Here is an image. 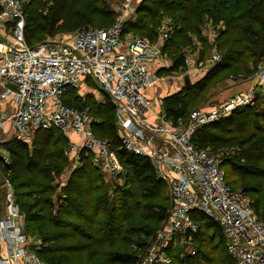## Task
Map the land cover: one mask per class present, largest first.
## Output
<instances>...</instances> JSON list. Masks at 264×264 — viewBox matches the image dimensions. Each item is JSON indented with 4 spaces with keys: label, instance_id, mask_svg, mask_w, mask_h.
I'll return each instance as SVG.
<instances>
[{
    "label": "trees",
    "instance_id": "trees-1",
    "mask_svg": "<svg viewBox=\"0 0 264 264\" xmlns=\"http://www.w3.org/2000/svg\"><path fill=\"white\" fill-rule=\"evenodd\" d=\"M111 1L28 0L25 44L33 47L59 33L109 26L116 16ZM164 15L171 21L163 50L170 62L166 71L183 70L185 50L193 51V37L200 42L198 60L205 59L209 45L200 33L207 25L215 34L211 47L220 57L199 81L162 98L165 118L177 125L193 112L191 105L203 100L211 81L223 74L248 78L264 62V0H141L136 19L122 25V35L155 42ZM71 94L69 89L63 104L86 110L96 119L93 133L109 143L123 171V186L112 189L90 155L82 153L80 167L54 193L55 180L68 165L64 149L69 143L55 128L34 131L30 145L12 140L6 148L9 163L0 159L1 175L13 189L27 234L40 241L37 254L46 264H136L168 214L165 185L147 159L121 148L114 106L107 97L82 104ZM258 103L262 106L236 109L228 118L199 126L192 142L198 150L232 153L222 158L226 183L250 199L256 218L264 222V91ZM225 170L235 179L228 181ZM191 217L197 225L191 241L195 254L176 246L172 263L232 264L218 224L199 212Z\"/></svg>",
    "mask_w": 264,
    "mask_h": 264
},
{
    "label": "built area",
    "instance_id": "built-area-1",
    "mask_svg": "<svg viewBox=\"0 0 264 264\" xmlns=\"http://www.w3.org/2000/svg\"><path fill=\"white\" fill-rule=\"evenodd\" d=\"M27 3L0 0V105L7 101L11 108L9 114L1 112L0 127L9 122L17 138L28 141L38 129L61 131L69 141L64 180L80 167L82 153L90 155L92 165L104 175L116 178L120 165L109 143L94 135L93 117L62 102L69 89L91 76L114 106L121 148L147 159L167 187L168 214L136 264H173L171 251L177 245L194 255V211L221 228L232 264H264V222L256 218L250 199L226 183L222 159L192 142L199 126L229 117L251 103L254 93H241L207 115L193 111L185 123L174 125L165 118L162 99L147 96L159 81V71L167 67L163 50L171 31L168 24L155 42L123 36L122 25L135 16L139 1L118 0L111 25L56 34L29 47L23 35ZM219 60L215 48L204 61L185 54L180 77L205 75ZM261 77L264 83V73ZM2 187L0 211L6 216L0 219V264H46L23 230V215L9 181Z\"/></svg>",
    "mask_w": 264,
    "mask_h": 264
},
{
    "label": "rangeland",
    "instance_id": "rangeland-1",
    "mask_svg": "<svg viewBox=\"0 0 264 264\" xmlns=\"http://www.w3.org/2000/svg\"><path fill=\"white\" fill-rule=\"evenodd\" d=\"M117 1L118 0H112L111 1L112 7L115 8ZM136 1L140 2L141 0H136ZM135 19H136V16L132 17L130 19V21H134ZM166 24H168L170 26L171 21L167 16L164 15L163 17H161V19H159V22L157 25L158 26L157 32H159L161 27L163 25H166ZM211 29L212 28L209 25H207L205 27V29L202 30V32L200 33V38L207 39V44L209 45L207 48L206 57L204 60H206L209 57L212 49L214 48V47H211V43H212V40H213V37L215 36V34L213 33V31ZM59 34L60 35L61 34L68 35V33H59ZM198 39L199 38H196V37L192 38V47H193L192 49H193V51L191 52L188 49L185 50V54L187 56L198 57V55H199L198 51L200 49V42L198 41ZM44 40H45V38H44ZM166 58H167V56H166ZM204 60H202V61H204ZM165 63H166L167 67L165 68V70L163 69L164 71H161L158 73L157 77L159 78V81L156 82V85H154L156 90L162 88L161 89L162 93L160 96H158V94L155 93V97L158 96L160 99H162V96L164 95L163 93L165 91H167L168 93L169 92L174 93V92L182 91V89H183V79L180 77V74L182 73V71H178V72H174V73L166 71L168 69V67L170 66L169 57L167 58V61ZM254 72L255 73L252 76L245 78V79L244 78L243 79L242 78L236 79V78L226 77L225 76L226 74L218 76V78L216 80H213L208 84V86L205 90L203 100L198 105H194V106L191 105V110L193 109V111L194 110L199 111V112L207 115L213 109L220 108L221 106H223V104L225 102L236 98L241 93H248L250 91H252L254 93V98L251 100V103L242 107L241 109H245L247 107L248 108L254 107L256 109L257 106L261 107L262 103L261 104L258 103L256 105V100L259 97V95H263V91H264V83L261 82V80H260L262 78L261 75L264 73V62H260L257 65L256 70ZM203 76L204 75L190 76L191 83L199 81V79H201ZM0 92H1V89H0ZM147 96L150 97L148 95V93H147ZM71 97L73 98L74 101H78L79 103L84 104L88 100H94L97 103L103 102L104 96L102 93L98 92L97 89L89 81L85 80V81L80 83L78 88L72 90ZM150 98H152V97H150ZM6 103H8V102L3 101V104H5L8 107V105ZM226 118H228V117H226ZM93 119H95V118H93ZM186 121H184V122L181 121L180 124L185 123ZM0 122H3L2 118H1V111H0ZM115 127H116V124H115ZM116 130H117V128H116ZM18 138L16 136V132L13 131L11 124H9V122H6L4 124V126L0 127V159H2L5 163H9L10 156H9L8 152L6 151V148L9 147V145H11L10 143L12 142V140L24 141V142H26L27 145H30L31 140L28 141L26 138H23V136L18 137ZM206 152L209 153L210 155H213L215 158H219V159H222L223 157H226V156H229L232 154L229 151H225V152L224 151H222V152L206 151ZM224 169L225 168H223L222 170L224 171ZM225 172H227V170H225ZM122 174H123V171L120 170V173L116 178H110V177H108L102 173V178H103L104 182H107L113 189V188H118V187L123 186V180L124 179H123ZM227 175H228V172H227ZM64 177H65V172L61 173V175L56 178L55 183H54V187H55L54 193H59L60 189L66 185V182L68 181L69 178L64 180ZM227 179H228V181H232L235 178L233 176L228 175ZM4 180L8 181L7 178H5L1 175V171H0V187H1V184L3 183ZM62 182H64V184ZM164 185H165L166 190H163V191H164V194L166 195V197L168 199V204H170L169 196L167 193V187H166L165 183H164ZM233 186L236 187L235 184H233ZM0 209H1V207H0ZM5 216L6 215L4 214V212L0 211V219L5 218ZM21 225L23 226V230H24L25 234L30 238L32 245H35L36 247L38 246V249H39L40 241L38 239L34 238L33 236L27 234V232L25 230L26 222H25L23 216H22V220H21Z\"/></svg>",
    "mask_w": 264,
    "mask_h": 264
},
{
    "label": "crops",
    "instance_id": "crops-1",
    "mask_svg": "<svg viewBox=\"0 0 264 264\" xmlns=\"http://www.w3.org/2000/svg\"><path fill=\"white\" fill-rule=\"evenodd\" d=\"M189 78H190V77H189ZM88 81L91 82L92 85L94 86V84H93V82L91 81V79H89ZM190 81H191V80H190ZM94 87H95V86H94ZM161 89H162V88H161ZM161 89H157V90H156V89H155V86H152V87L148 90V95H149L150 97H152V98H155V93H157L158 96H160L161 93H162ZM172 93H173V92H172ZM163 94H164V95L162 96V98H164L165 96L171 94V92L168 93L167 91H165ZM158 96H157V97H158ZM0 111H1L2 113L9 114V113H11V108L7 107L5 104H1V105H0Z\"/></svg>",
    "mask_w": 264,
    "mask_h": 264
},
{
    "label": "water",
    "instance_id": "water-1",
    "mask_svg": "<svg viewBox=\"0 0 264 264\" xmlns=\"http://www.w3.org/2000/svg\"><path fill=\"white\" fill-rule=\"evenodd\" d=\"M91 81L93 82L95 88L97 89L98 92L103 93L102 89L100 88V86L98 85V83L96 82L95 79H93L90 76ZM191 81L190 78L188 76L183 77V87H189L191 85ZM4 194H5V189L2 187L0 190V207L3 208V203H4Z\"/></svg>",
    "mask_w": 264,
    "mask_h": 264
},
{
    "label": "flooded vegetation",
    "instance_id": "flooded-vegetation-1",
    "mask_svg": "<svg viewBox=\"0 0 264 264\" xmlns=\"http://www.w3.org/2000/svg\"><path fill=\"white\" fill-rule=\"evenodd\" d=\"M1 209H3V208H1Z\"/></svg>",
    "mask_w": 264,
    "mask_h": 264
}]
</instances>
